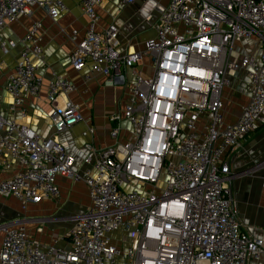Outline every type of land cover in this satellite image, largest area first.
<instances>
[{"label":"built area","instance_id":"1","mask_svg":"<svg viewBox=\"0 0 264 264\" xmlns=\"http://www.w3.org/2000/svg\"><path fill=\"white\" fill-rule=\"evenodd\" d=\"M108 1H80L87 23L80 40L75 31L71 35L69 65L101 75L106 86L126 88L122 114L111 120L128 122L129 135L118 142L117 125L110 131L113 145H85L77 169L58 140L82 119L68 98L75 84L63 76L47 85L50 136L0 114V170L4 155L20 166L0 180L1 198H14L23 209L56 199V177L64 175L83 181L89 200L71 217L63 247L56 239L50 246L32 239L22 221L1 224L0 264H247L263 252V239L238 218L230 157L264 113V0H169L154 35L137 52L121 50L115 22L97 30L95 8ZM32 7L51 19L66 9L63 0H0V30ZM40 26L30 25L4 84L9 110L22 117L26 99L38 98L42 88L34 62L41 54ZM15 47L0 42L3 55ZM144 57L147 74L138 65ZM229 72L245 73L249 99L238 119L223 127L221 93Z\"/></svg>","mask_w":264,"mask_h":264},{"label":"crops","instance_id":"2","mask_svg":"<svg viewBox=\"0 0 264 264\" xmlns=\"http://www.w3.org/2000/svg\"><path fill=\"white\" fill-rule=\"evenodd\" d=\"M66 9L57 19H51L46 11L32 7L31 14L20 17L17 21L7 24L0 30L1 41H13L16 47L5 55L0 50V114L5 118L17 120L28 126L42 137H48L53 132L50 121L51 105L47 100V85L55 76L68 78L75 84V90L68 98L79 105L81 121L58 137L64 150L76 158V168L82 166V159L87 151L85 145L94 148H105L113 145L116 140L110 136V131L119 125L122 132L118 142L122 143L128 137L130 126L124 119L112 121L113 115H121L126 102L124 86H106L105 78L89 73L85 68L80 72L72 70L69 65V55L74 48L72 33L76 32V41L83 37L87 18L82 11L81 0H63ZM169 0H136L126 5L121 0L103 2L95 11L99 16L97 30H103L108 23L115 22L119 27L123 52H137L144 49V42L154 35V24L160 10ZM151 14L150 20H145ZM139 17L145 21H154L149 32L139 34L141 39H133L139 27L125 24L124 19ZM39 21L41 26V54L34 57L37 64V75L41 78L42 88L38 98H28L25 101L26 114L9 110L11 97L4 88L6 79L14 70V65L23 47L21 40L26 35L30 25ZM137 32V33H136ZM146 57L139 62V69L148 73ZM85 76H88L87 78ZM228 84L222 89L223 127L233 124L240 116L242 107L248 102L249 87L245 73H227ZM63 97H59V101ZM127 126V129L124 128ZM126 131V133H124ZM3 167L0 170V180L12 176L20 166L8 155L2 157ZM264 113L257 121L252 132L242 139L239 153L231 155L230 168L234 177L230 186L233 198L237 203L238 218L244 228L253 236L263 239V252L248 260L247 264H264ZM59 197L56 199L42 198L30 203L23 209L14 198L0 197V225L22 221L30 237L42 245L50 246L57 240L56 246L67 245V233L72 225L71 217L82 213L89 205L87 187L83 181L73 182L64 175L56 177ZM40 229V231L38 230ZM3 232L0 230V244Z\"/></svg>","mask_w":264,"mask_h":264},{"label":"rangeland","instance_id":"3","mask_svg":"<svg viewBox=\"0 0 264 264\" xmlns=\"http://www.w3.org/2000/svg\"><path fill=\"white\" fill-rule=\"evenodd\" d=\"M124 23L125 24H131L134 27L140 28L139 31H137L138 33L136 32L137 34L135 35V37L133 39L135 42H137L136 38L138 39V41H139V39H141V36L139 34L144 33V32H149V30L153 27L154 21L153 20L152 21H145L144 18L139 19V17H135V18L134 17L133 18L128 17V19L127 18L124 19ZM124 128L127 129V126H124ZM124 133H126V131H124ZM117 242H119L121 244L120 241L115 239L114 243H117Z\"/></svg>","mask_w":264,"mask_h":264}]
</instances>
